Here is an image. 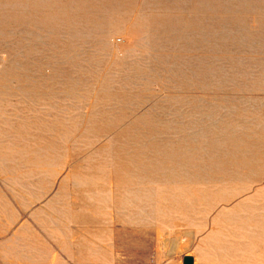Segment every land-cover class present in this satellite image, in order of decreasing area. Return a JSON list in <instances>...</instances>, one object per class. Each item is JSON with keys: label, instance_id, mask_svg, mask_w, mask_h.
I'll use <instances>...</instances> for the list:
<instances>
[{"label": "rangeland", "instance_id": "1", "mask_svg": "<svg viewBox=\"0 0 264 264\" xmlns=\"http://www.w3.org/2000/svg\"><path fill=\"white\" fill-rule=\"evenodd\" d=\"M69 1L0 0V264H253L264 0Z\"/></svg>", "mask_w": 264, "mask_h": 264}, {"label": "bare ground", "instance_id": "2", "mask_svg": "<svg viewBox=\"0 0 264 264\" xmlns=\"http://www.w3.org/2000/svg\"><path fill=\"white\" fill-rule=\"evenodd\" d=\"M76 1V0H75ZM75 1H72V2H70L69 1V3H70V5H72V6H76V2ZM87 1V0H86ZM93 0H88L87 1V3H88V5H90V6H92V7H90V11L91 12H97L98 14V16H99V11H100V13H101V10H102V8H101V6L99 5V4H94V2H92ZM81 2V1H80ZM83 2V1H82ZM78 3H79V1H78ZM77 3V4H78ZM81 4V3H80ZM67 5V4H66ZM93 5H96V8L95 7H93ZM80 6V5H79ZM71 7V6H70ZM73 8V7H72ZM81 8V7H80ZM85 8H83V10L81 9V10H78V11H76V9L75 10H71L70 11V15H69V17L68 18H70L71 17V19H72V21H74V23L72 24V22H70V20L68 21V20H63V19H59V17H58V19L59 20H54L55 19V17H56V15L55 16H53V15H51V14H43L42 15V19L40 20L39 18V21H38V19H37V23H36V25H39V26H41V27H43L42 29H44L45 30V32L44 33H41L42 34V36L44 35V36H48L49 37V39H50V42L51 43H57L58 41L56 40V37L58 36V35H61V33L60 34H58V33H56V31H57V28H62V27H65V28H67V27H71V28H73V30L72 31H70V32H68L69 33V35H70V37H71V40H75V39H77V38H80V37H83V36H81L79 33H77V31L80 29V28H82L83 27V25H81L82 24V22H81V24L80 25H78L79 23H80V21H82V20H80V19H82L81 18V15H83V13L85 12ZM44 13V12H43ZM39 15V14H38ZM53 16V17H52ZM57 16H59V15H57ZM39 17V16H38ZM61 17H63V16H61ZM95 21V24L98 26V28H99V26H100V28H101V26H103V25H101V22H103L102 20H103V18L101 17L99 20H98V18H95L94 19ZM70 22V23H69ZM91 22V21H90ZM94 24V25H95ZM77 25V26H76ZM88 26V25H87ZM38 28V27H37ZM90 28V32H92V29H94V27H89ZM105 28V27H104ZM102 29V28H101ZM97 31V30H96ZM105 31H106V29H105ZM39 32H41V31H39ZM103 33V32H102ZM40 34V33H39ZM41 34H40V36H41ZM97 34V33H96ZM100 34V33H99ZM91 37V36H90ZM103 44V43H102ZM1 48H3L2 46H0ZM97 47V46H96ZM104 49L106 48L105 46L103 47ZM3 49H5V48H3ZM102 49V46L100 45L99 47H97V49H95V50H101ZM8 51H10L9 49H7ZM18 50V49H17ZM34 50V52H36L37 50L36 49H33ZM67 51L69 50V52L71 53V56H72V58H73V60H75V61H78L79 60V58L76 56V54H79V53H83V55L85 56V54L87 53V55H88V53L90 52L89 50L88 51H84V50H82V49H79V48H77V47H74V46H69L67 49H66ZM3 51V50H2ZM7 51V53H9ZM12 51V50H11ZM19 51H20V49H19ZM32 51V49H22V51H20V52H22L23 53V55H25V54H27V53H32L31 52ZM33 52V53H34ZM93 52V51H92ZM92 52H90L89 53V55H90V57L92 56V54L93 55H95L94 53H92ZM15 54H16V52H15ZM89 55H88V57H89ZM8 56V55H7ZM58 57H64V55L62 54H59V56ZM88 57H86V58H88ZM12 58H14V57H12ZM18 58H20V57H18ZM18 61H21V60H18ZM64 61V60H63ZM63 63V62H62ZM69 63V62H68ZM51 64H53V63H51ZM130 65V64H129ZM64 68V67H69V66H67V65H65V66H62L61 64H59V63H57V64H54L53 65V68H56L57 70H60L61 68ZM0 78H2L3 79V76H1ZM5 78V77H4ZM80 79H81V75H77L75 78H73L71 81H74V83L75 82H77V81H80ZM1 80V79H0ZM73 83V82H72ZM71 83V84H72ZM119 97V96H118ZM110 98V97H109ZM111 99V98H110ZM51 144H43V145H41L40 146V148L42 149H49L51 146H50ZM33 156H35V155H33ZM33 158V157H32ZM31 158V159H32ZM28 160V159H27ZM29 160H30V158H29ZM34 160V159H33ZM36 161V160H35ZM39 161V160H38ZM130 168V167H129ZM128 168V169H129ZM122 169L124 170V168L122 167ZM127 169V170H128ZM148 169V168H147ZM120 171H122L121 169H120ZM125 171V170H124ZM123 172V171H122ZM148 172H149V174L151 175L150 177H148V178H152V177H156L160 172H161V170L160 169H152V168H149L148 169ZM120 174H121V172H119ZM130 173H132V170H130ZM141 175H143L142 173H141ZM121 176H122V174H121ZM145 176V175H144ZM123 177V176H122ZM88 181V189H95V187L97 188V185H96V183H95V181H94V177H91L90 178V180H87Z\"/></svg>", "mask_w": 264, "mask_h": 264}, {"label": "crops", "instance_id": "3", "mask_svg": "<svg viewBox=\"0 0 264 264\" xmlns=\"http://www.w3.org/2000/svg\"><path fill=\"white\" fill-rule=\"evenodd\" d=\"M253 228L255 230V234L252 238L249 236L247 237H242L240 242L242 245H250L251 247L249 248L247 253L246 258H242L243 254H239L242 257H238L240 260L242 259H247V261H252L253 264H264V213H254L253 217ZM194 263V258H192V263Z\"/></svg>", "mask_w": 264, "mask_h": 264}, {"label": "water", "instance_id": "4", "mask_svg": "<svg viewBox=\"0 0 264 264\" xmlns=\"http://www.w3.org/2000/svg\"><path fill=\"white\" fill-rule=\"evenodd\" d=\"M182 264H191L192 263V258L190 256H183L181 259Z\"/></svg>", "mask_w": 264, "mask_h": 264}]
</instances>
